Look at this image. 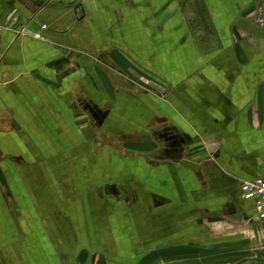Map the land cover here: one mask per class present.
Masks as SVG:
<instances>
[{"label": "crops", "instance_id": "crops-1", "mask_svg": "<svg viewBox=\"0 0 264 264\" xmlns=\"http://www.w3.org/2000/svg\"><path fill=\"white\" fill-rule=\"evenodd\" d=\"M259 2L0 0V121L107 126L95 170L111 181L95 188L113 192L96 194L94 212L110 213L112 237L139 239L136 264H211L200 254L264 246V220L240 190L264 177V25L247 17ZM31 191L0 200V264H18L9 255L30 220L55 239L89 215L88 199L69 209L50 181Z\"/></svg>", "mask_w": 264, "mask_h": 264}, {"label": "rangeland", "instance_id": "rangeland-1", "mask_svg": "<svg viewBox=\"0 0 264 264\" xmlns=\"http://www.w3.org/2000/svg\"><path fill=\"white\" fill-rule=\"evenodd\" d=\"M247 9V17L257 26L263 27L262 3L259 2V5L255 4ZM20 120L0 121V200L4 204L11 201L17 205V202L32 194V186L36 188L39 187V182L47 184L50 181L55 186V192H62L64 188L67 190V195L61 194L67 198L69 209L75 210V204L78 201L83 202V198L88 199L89 215L84 214L81 220L77 214V220L74 221L76 228L78 223L79 228L80 223L81 227L85 226L86 237L79 236V230L74 227L72 229L76 231H72V237H56L55 239L48 238L46 235L36 237V234L31 231L32 226L35 228V222L30 220L31 222L26 223L29 232L23 239L18 238L22 244L17 246L19 248L16 252L9 255L8 261H16L18 264H36L37 251L40 250L45 260L39 264H63L60 263V257L66 259V264H75L76 260L72 261L74 258L77 259L78 264H117L118 261L121 264H136L137 255L133 254V248L130 247L134 244V240L138 243L139 239L112 237L110 231L112 222L108 218L110 213L103 222V217L94 212L95 208H99L95 206L96 194L105 195L107 199L113 192L111 185L105 186L104 191H98L95 188L97 182L111 181V178L104 179L95 170L96 145L101 143V134L104 135L102 137L105 142L109 139L107 126L100 125L99 121H71L70 125L64 128V124L57 121H45L46 123L41 122L44 128L41 131L32 121ZM45 131L55 140L52 142L53 145L43 136ZM90 211L94 213L93 216ZM11 215L13 214H10V217ZM11 219L15 218L12 216ZM47 225L41 222L40 228H50ZM16 226L14 228H17ZM92 230L96 231L91 232ZM50 240L62 241L58 246V252L50 244ZM12 241L15 242L16 238ZM63 245H65V254L61 252ZM82 248L85 249V254L80 257ZM242 256H245V253L241 250H236L232 254H200L201 259L204 258L202 261L200 259V262L229 264ZM229 259L232 260L229 261Z\"/></svg>", "mask_w": 264, "mask_h": 264}, {"label": "built area", "instance_id": "built-area-1", "mask_svg": "<svg viewBox=\"0 0 264 264\" xmlns=\"http://www.w3.org/2000/svg\"><path fill=\"white\" fill-rule=\"evenodd\" d=\"M45 28V25L41 26ZM34 37L40 38V33H35ZM240 190L242 197L252 200L254 208V218L257 221L264 220V177H256L251 180L241 182Z\"/></svg>", "mask_w": 264, "mask_h": 264}, {"label": "flooded vegetation", "instance_id": "flooded-vegetation-1", "mask_svg": "<svg viewBox=\"0 0 264 264\" xmlns=\"http://www.w3.org/2000/svg\"><path fill=\"white\" fill-rule=\"evenodd\" d=\"M227 264V263H221ZM229 264H264V246L251 249L245 256L240 257L237 261Z\"/></svg>", "mask_w": 264, "mask_h": 264}]
</instances>
